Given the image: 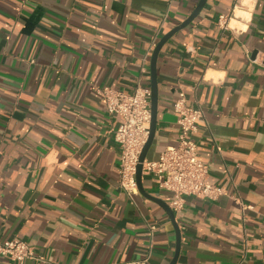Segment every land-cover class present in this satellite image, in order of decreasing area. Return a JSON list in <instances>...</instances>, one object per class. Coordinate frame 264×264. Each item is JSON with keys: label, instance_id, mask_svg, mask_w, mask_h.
<instances>
[{"label": "crops", "instance_id": "crops-1", "mask_svg": "<svg viewBox=\"0 0 264 264\" xmlns=\"http://www.w3.org/2000/svg\"><path fill=\"white\" fill-rule=\"evenodd\" d=\"M199 1L0 0V241L29 244L24 264L173 260L167 212L120 185L122 118L95 89L151 90L157 44ZM157 81L146 161L178 144L183 90L204 112L195 140L209 181L228 193L185 198L176 264H264V0H208L160 51ZM142 183L172 209L156 176Z\"/></svg>", "mask_w": 264, "mask_h": 264}, {"label": "built area", "instance_id": "built-area-1", "mask_svg": "<svg viewBox=\"0 0 264 264\" xmlns=\"http://www.w3.org/2000/svg\"><path fill=\"white\" fill-rule=\"evenodd\" d=\"M220 23L228 27V17L222 16ZM110 115H118L122 123L114 132L120 156V185L131 194L138 193L136 170L139 158L149 138L151 123V90L138 87L131 94L105 87L95 89ZM183 90L175 103L178 114L179 140L176 146L167 147L155 161H145L143 174L154 175L159 179V188L172 195V210L175 214L184 208L186 197L216 201L227 196L226 190L209 181V168L199 158L195 134L198 124L204 118L203 109L189 104ZM157 225L150 226L152 234L158 231ZM0 256L13 262L24 264L34 259L32 248L24 241H0ZM129 264H148V259Z\"/></svg>", "mask_w": 264, "mask_h": 264}, {"label": "water", "instance_id": "water-1", "mask_svg": "<svg viewBox=\"0 0 264 264\" xmlns=\"http://www.w3.org/2000/svg\"><path fill=\"white\" fill-rule=\"evenodd\" d=\"M208 0H200L197 7L193 11V13L178 27L174 28L171 30L169 33H167L157 44L153 55L151 59V113H152V118H151V123L149 127V138L147 140V143L145 144L142 153L139 158V165L137 166L136 170V182L138 186L139 192L149 198L150 200H153L156 202L158 205H160L164 210L167 212L169 215L172 223L175 225L176 233H177V249L175 256L173 260L171 261L170 264H176L178 260V256L180 253V242H181V236H180V231L178 229V226L176 225L175 222V213L173 210L162 200H159L157 198L150 197L142 183V177H143V164L147 160L149 151L153 145L154 138L156 135V128H157V116H158V101H159V91H158V81H157V61H158V56L164 45L180 30L185 29L188 27L191 23L194 22V20L199 16L203 8L205 7L206 3Z\"/></svg>", "mask_w": 264, "mask_h": 264}]
</instances>
